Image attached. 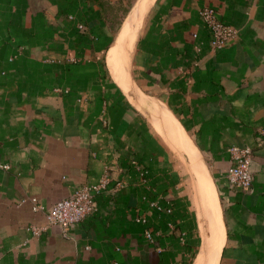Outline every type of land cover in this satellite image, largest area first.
<instances>
[{
  "label": "crops",
  "instance_id": "obj_1",
  "mask_svg": "<svg viewBox=\"0 0 264 264\" xmlns=\"http://www.w3.org/2000/svg\"><path fill=\"white\" fill-rule=\"evenodd\" d=\"M141 2L0 0V264L196 263L203 232L184 159L110 70V51L132 38L134 94L161 103L214 185L216 264H264V0H152L138 31ZM203 7L238 29L221 49ZM232 145L252 150V191L227 181ZM104 171L122 187L101 191L68 230L32 209V198L47 209ZM31 225L46 228L35 236Z\"/></svg>",
  "mask_w": 264,
  "mask_h": 264
},
{
  "label": "built area",
  "instance_id": "obj_2",
  "mask_svg": "<svg viewBox=\"0 0 264 264\" xmlns=\"http://www.w3.org/2000/svg\"><path fill=\"white\" fill-rule=\"evenodd\" d=\"M200 16L209 30L210 47L218 50L238 35V29L224 22L216 9L203 7L200 9ZM83 28V25H79ZM230 165L226 172L228 183L241 191H252L253 174L251 170L252 150L249 146L232 145L229 147ZM123 185L122 181L111 182L110 176L106 171L102 173L95 183H85L73 191V193L63 199L53 203L49 208H45L38 203L36 198H32V209L34 211H45L46 225L60 226L64 231L68 230L75 223L82 222L96 210V196L103 190L118 191ZM148 206L158 211L170 213L172 209L162 206L157 201L151 200ZM137 221L144 224V238L153 243L154 236L147 219L143 215L137 217ZM46 225H31L29 230L32 235H39ZM156 252H162V247L157 246Z\"/></svg>",
  "mask_w": 264,
  "mask_h": 264
},
{
  "label": "bare ground",
  "instance_id": "obj_3",
  "mask_svg": "<svg viewBox=\"0 0 264 264\" xmlns=\"http://www.w3.org/2000/svg\"><path fill=\"white\" fill-rule=\"evenodd\" d=\"M151 2H152V0H142L139 8L136 10V13L134 14L135 17L132 18V20L135 21V23H136V21L140 20L143 17V15L145 14V12L148 9V6L150 5ZM137 5L133 8V10L136 9ZM132 13L133 12H131L129 14V16L127 17V19L125 20V22L122 26V29L119 32L118 41L120 40L121 36L123 35V32L125 31V25L127 24V21H128V19ZM133 29H132V32L134 31ZM120 34H121V36H120ZM133 40H134L133 38L130 39V41H127L122 47H121V42H120L119 44H117L118 46H116V48L114 47L108 55L109 56L110 70H111L115 80L117 81V83H119L121 85V87L123 89L125 88V90L127 92L130 89L132 90V92L134 91L132 81H131V79H129V76L126 74V69H125V66L129 67V65H130V55H131V51H132V47H133ZM135 93H136V91H135ZM136 94H138V93H136ZM129 95L132 99V102L137 104L138 107L145 109L146 112H148L154 119L157 120L158 123H160L159 124L160 126L162 125L164 127L163 130L166 129L167 132L166 131L165 132L167 133V135H169L168 136L169 139L173 143L178 144L181 151L185 152L189 149L190 144L189 143L187 144L185 141H183L175 133V132H177L176 131L177 130L176 125L173 124L172 121H169V119H168L169 116H168V113L166 112L165 109L161 110V111L158 110L157 108L154 107L153 103H151V104L146 103L143 98L135 95L134 92H133V95H131V94H129ZM149 102H151V100H149ZM156 103L161 105V103H159V102H156ZM160 117H162L163 121H160V119H159ZM179 138L182 140V142L179 140ZM177 141H179V142H177ZM177 149H178V147H177ZM208 188L210 190V193H212L215 197L214 185L212 182H210ZM217 201H218V197H217ZM217 204H218V208H219V201L217 202ZM205 206H201L203 209L202 210L203 217H202V219H200V225H201L202 232H203L202 233V235H203V246L201 248L200 255H199L195 264H216L218 257H219L222 242H223V227H222V223H221V219H220V215H219L218 211H216L215 215L214 214L211 215V218H210L211 221L209 223H208V221L206 222V215L204 214L206 211ZM219 210H220V208H219Z\"/></svg>",
  "mask_w": 264,
  "mask_h": 264
},
{
  "label": "rangeland",
  "instance_id": "obj_4",
  "mask_svg": "<svg viewBox=\"0 0 264 264\" xmlns=\"http://www.w3.org/2000/svg\"><path fill=\"white\" fill-rule=\"evenodd\" d=\"M131 10V9H130ZM135 10V9H134ZM134 10L132 9L131 12H134ZM130 12V13H131ZM133 14V13H132ZM131 14V16H132ZM130 16V17H131ZM126 17V16H125ZM122 19V21L124 20V18ZM142 20L143 19H140L138 23H136L134 25V28H137V30L139 31V28L142 24ZM121 26V23L119 25L118 28H120ZM119 31V29L117 30V32ZM117 32H116V35H117ZM119 35V34H118ZM119 36H117V38H115V42L113 44V47L117 41ZM112 47V48H113ZM130 67V65H129ZM129 67H126L125 66V69H126V74L129 76L130 73H129ZM147 100V99H146ZM151 103H153L154 107L157 108L158 110H164L161 106H159V104H157L156 102L154 101H151ZM144 111V110H143ZM145 112V111H144ZM151 119H153L151 117V115L148 113V112H145ZM169 116V115H168ZM160 121H163L162 117L159 118ZM169 121H172V118L170 120V118L168 117ZM154 120V119H153ZM155 121V120H154ZM156 122V121H155ZM173 122V121H172ZM158 123L156 122V125ZM160 124V123H159ZM158 124V127H159V131L162 133V135L164 136V138L166 140H170L169 139V135H167V131L166 129H162L161 126ZM174 124V122H173ZM176 125V124H175ZM163 127V126H162ZM164 128V127H163ZM173 128V127H172ZM174 129V128H173ZM176 131L175 132L177 134V136H179L183 141H185L187 144L189 143L188 139L182 134L180 133V129L176 126ZM175 130V129H174ZM166 131V132H165ZM179 138V140L182 142V140ZM179 142V141H177ZM176 142V143H177ZM173 143V142H172ZM169 144V143H168ZM190 144V143H189ZM173 146V150L180 156L182 157L184 160H183V163L185 164L184 168L187 170L188 173H185L186 174V179L188 180V184H189V190H190V193H192V198L194 200V204H195V207H196V210H197V216H198V219L200 220V216H201V208L202 207H198L197 205V201H196V195H195V188L194 186H196V188L198 189V197H199V204L201 206H205L206 209V222L208 221V223L211 221L210 218H211V215H215L216 214V211L218 210V204H217V200L216 198L214 197V195L212 193H210V190H209V184H210V178L207 176V173L205 172V169L202 168L199 164V158H198V155L197 153L194 151V149L192 148L191 144L189 146V149L185 152L181 151L180 147L178 144H175L173 143L172 144ZM178 147V149H177ZM179 151V152H178ZM175 153V154H176ZM201 162L204 163L203 159H201ZM208 196V197H207ZM215 203V204H214ZM216 205V206H215ZM213 210V211H212ZM203 216H201V219H202ZM200 236H201V239H202V234H201V231H200Z\"/></svg>",
  "mask_w": 264,
  "mask_h": 264
},
{
  "label": "water",
  "instance_id": "obj_5",
  "mask_svg": "<svg viewBox=\"0 0 264 264\" xmlns=\"http://www.w3.org/2000/svg\"><path fill=\"white\" fill-rule=\"evenodd\" d=\"M135 4H136V3H135ZM135 4H134V6H135ZM134 6H133V7H134ZM133 7L131 8V10L133 9ZM131 10L129 11V13L131 12ZM129 13L126 15V17L129 15ZM126 17L124 18V20L126 19ZM124 20L122 21V23H121V26H122V24H123ZM121 26H120V28H119V31H120V29H121ZM128 93H129V94H131V95H133V93H132V90H131V89L128 91Z\"/></svg>",
  "mask_w": 264,
  "mask_h": 264
}]
</instances>
